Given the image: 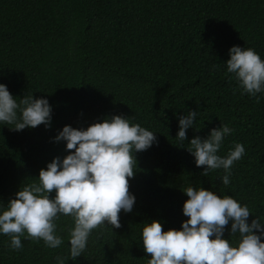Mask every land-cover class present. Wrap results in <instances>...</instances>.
<instances>
[{
    "label": "trees",
    "instance_id": "16d2710c",
    "mask_svg": "<svg viewBox=\"0 0 264 264\" xmlns=\"http://www.w3.org/2000/svg\"><path fill=\"white\" fill-rule=\"evenodd\" d=\"M233 46L264 59V0H0V84L14 98H45L52 108L48 128L17 132L0 123V204L68 154L64 142H54L64 126L86 129L120 115L157 136L151 148L134 153L135 204L131 213H119V229L97 227L72 259L74 221L60 216V247L22 236L23 247L13 250L10 237L0 235V264H57V257L64 264H148L144 223L179 230L189 186L247 205L249 223L264 219V93L242 94L227 73ZM188 111L198 116L182 144L175 139L177 118ZM223 125L233 131L218 155L237 143L245 149L227 186L223 169L205 176L186 150L192 138ZM229 229L223 238L235 246L239 235Z\"/></svg>",
    "mask_w": 264,
    "mask_h": 264
},
{
    "label": "clouds",
    "instance_id": "9594fccd",
    "mask_svg": "<svg viewBox=\"0 0 264 264\" xmlns=\"http://www.w3.org/2000/svg\"><path fill=\"white\" fill-rule=\"evenodd\" d=\"M224 63L227 73L236 80L242 94L256 97L264 93V59L252 48L233 46ZM52 108L45 98L32 95L14 98L5 84H0V123L22 131L50 126ZM197 111H188L178 119L177 140L185 144L187 130L192 129ZM227 125L213 128L208 136H195L186 149L202 174L223 169V185L230 184V169L245 154L242 144H235L224 157L218 155L224 138L232 133ZM64 142L66 156L54 158L41 169L38 183L19 189L7 205L0 204V235L10 237V247L20 250L21 237L43 241L49 248L60 247L56 235L60 216H70L69 245L72 259L80 257L92 231L105 222L119 229V213H131L135 196L129 192L134 177V153L157 143L156 133L129 118L113 115L94 122L86 129L64 126L54 142ZM55 195L50 199V194ZM182 214L187 217L179 230H162L158 221L144 223L141 241L148 264H264V219L252 216L247 205L230 196L220 197L203 187L189 186ZM230 236L239 235L233 246L224 239L225 227ZM57 264L64 260L57 257Z\"/></svg>",
    "mask_w": 264,
    "mask_h": 264
}]
</instances>
